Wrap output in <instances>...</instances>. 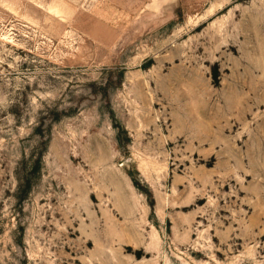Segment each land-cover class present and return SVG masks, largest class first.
Listing matches in <instances>:
<instances>
[{
    "label": "rangeland",
    "instance_id": "obj_1",
    "mask_svg": "<svg viewBox=\"0 0 264 264\" xmlns=\"http://www.w3.org/2000/svg\"><path fill=\"white\" fill-rule=\"evenodd\" d=\"M0 264H264V0H0Z\"/></svg>",
    "mask_w": 264,
    "mask_h": 264
},
{
    "label": "bare ground",
    "instance_id": "obj_2",
    "mask_svg": "<svg viewBox=\"0 0 264 264\" xmlns=\"http://www.w3.org/2000/svg\"><path fill=\"white\" fill-rule=\"evenodd\" d=\"M110 181L112 183H115V182H117V179L114 177ZM118 189H119L118 204H119L121 210L125 211V210H129L131 208L134 209V203H133L132 195L129 192V190H127L126 188H123L121 186H119ZM135 244H137V243H135Z\"/></svg>",
    "mask_w": 264,
    "mask_h": 264
},
{
    "label": "trees",
    "instance_id": "obj_3",
    "mask_svg": "<svg viewBox=\"0 0 264 264\" xmlns=\"http://www.w3.org/2000/svg\"><path fill=\"white\" fill-rule=\"evenodd\" d=\"M40 163H41V157H38L34 160L36 169L37 167H39ZM32 170H33V167H32ZM30 187H31V180H29L28 177L19 178L18 185H17V198L20 200L24 199Z\"/></svg>",
    "mask_w": 264,
    "mask_h": 264
}]
</instances>
